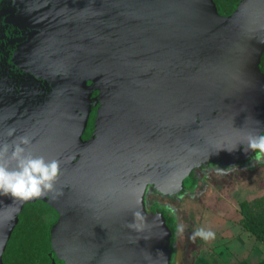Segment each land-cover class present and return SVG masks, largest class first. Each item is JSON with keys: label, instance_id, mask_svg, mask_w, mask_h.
<instances>
[{"label": "water", "instance_id": "1", "mask_svg": "<svg viewBox=\"0 0 264 264\" xmlns=\"http://www.w3.org/2000/svg\"><path fill=\"white\" fill-rule=\"evenodd\" d=\"M263 56L264 0L228 16L214 0H0V143L27 135L62 172L55 195H0V264L36 203L57 214L51 264H171L168 210L147 191L182 196L195 169L254 160Z\"/></svg>", "mask_w": 264, "mask_h": 264}, {"label": "rangeland", "instance_id": "2", "mask_svg": "<svg viewBox=\"0 0 264 264\" xmlns=\"http://www.w3.org/2000/svg\"><path fill=\"white\" fill-rule=\"evenodd\" d=\"M202 172L199 175H193L194 187L182 196H164L153 189H148L147 192L148 207L157 203L170 211L169 205L174 209L178 219L183 222V233L187 238L184 251L188 255L197 252L195 250L197 246L201 247V252L207 251L203 249L204 244L199 243L203 240L197 238L192 241L190 239L196 229L203 227L215 232L219 239L223 237L222 232L211 229L212 221L224 219L225 222L222 224L228 225L229 228L226 229L229 230L230 236L234 237L229 240L230 245L239 239L236 237L237 229H242L238 222L239 203L264 192V162L256 163L252 160L245 165L231 169L214 167L205 168Z\"/></svg>", "mask_w": 264, "mask_h": 264}, {"label": "clouds", "instance_id": "3", "mask_svg": "<svg viewBox=\"0 0 264 264\" xmlns=\"http://www.w3.org/2000/svg\"><path fill=\"white\" fill-rule=\"evenodd\" d=\"M7 134L9 137L14 136L15 129L10 128ZM30 146L31 139L27 135L17 136L11 142L0 143V195L30 201L36 197L57 194L56 185L62 175L59 160L49 161L43 156H36L29 150ZM245 150L256 153V163L264 162V134H249ZM133 218L128 227L133 231H143L142 213L136 211ZM197 238L208 242L215 240L216 234L201 227L190 237L192 241Z\"/></svg>", "mask_w": 264, "mask_h": 264}, {"label": "trees", "instance_id": "4", "mask_svg": "<svg viewBox=\"0 0 264 264\" xmlns=\"http://www.w3.org/2000/svg\"><path fill=\"white\" fill-rule=\"evenodd\" d=\"M218 9H230L235 7L239 0H214ZM261 68L264 71V56ZM24 218L16 229L14 236L8 243L3 256L5 264H51L48 258L50 251L49 229L57 218L56 212L44 203L26 205ZM168 210L169 225L173 232V255L174 247L179 251L185 250L187 238L181 229L184 228L181 219L176 213L171 214ZM239 224L252 236L264 244V192L250 200L239 203ZM174 258V257H173Z\"/></svg>", "mask_w": 264, "mask_h": 264}, {"label": "crops", "instance_id": "5", "mask_svg": "<svg viewBox=\"0 0 264 264\" xmlns=\"http://www.w3.org/2000/svg\"><path fill=\"white\" fill-rule=\"evenodd\" d=\"M223 222H225L224 219H219L212 221L211 224V229L222 232L223 237L199 242L204 244L203 249H206V252H201L200 246L195 247L197 252L189 255L181 251L177 264H264V244L239 225L242 228L236 231V237L239 239L230 245L229 240L234 237L230 236L229 230L226 229L229 227L222 224Z\"/></svg>", "mask_w": 264, "mask_h": 264}, {"label": "flooded vegetation", "instance_id": "6", "mask_svg": "<svg viewBox=\"0 0 264 264\" xmlns=\"http://www.w3.org/2000/svg\"><path fill=\"white\" fill-rule=\"evenodd\" d=\"M224 10V11H223ZM233 8H230L229 10L227 9H222V8H219V12H220V14L221 15H223V16H228V15H230L232 12H233ZM98 91H94L93 92V94H92V101L90 102V108H91V111H90V113H89V117H88V125H87V127H86V130H85V132H84V134H83V139L84 140H87V139H89L90 138V136H91V134H92V131H93V127H94V124H95V119H96V116H97V113H98V107H99V104L98 103H96V98H98ZM203 171V169H195L194 171H193V174H192V176L194 175V174H200V173H203L202 171ZM198 172V173H197ZM193 179H194V177H193ZM148 192V191H147ZM146 202H147V194H146ZM31 206H33V204H30ZM159 206L160 207H162L161 206V204H159ZM30 207V206H29ZM29 207H27V206H25V208H24V210H23V213H22V215H21V219H20V222H19V224L16 226V228H15V230H14V232H13V234H12V237L14 236V234H15V232H16V229L18 228V226L20 225V223L22 222V219L24 218V214H25V212H26V208H29ZM168 207L170 208V210H171V212H172V214L174 213L175 214V212H174V209H172L169 205H168ZM27 211H30V208H29V210H27ZM56 220H57V218H56ZM55 220V221H56ZM12 237H11V239H12ZM11 239H10V241H11ZM9 241V242H10ZM174 250H175V254H174V258H173V261L171 262V264H177V260H178V258H179V253L181 252V251H179V248H178V246L177 245H175V247H174Z\"/></svg>", "mask_w": 264, "mask_h": 264}]
</instances>
